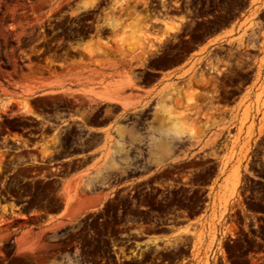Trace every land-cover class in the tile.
I'll use <instances>...</instances> for the list:
<instances>
[{"label":"rangeland","instance_id":"1","mask_svg":"<svg viewBox=\"0 0 264 264\" xmlns=\"http://www.w3.org/2000/svg\"><path fill=\"white\" fill-rule=\"evenodd\" d=\"M97 1L0 0V264H264L263 0H215L218 28L231 8V41L241 47L255 39L262 54L255 88L229 117L203 111L194 89L182 94L173 83L151 101L149 108L175 117L164 133L170 145L193 151L166 166L131 164L136 150L122 131L118 139L107 134L91 165L63 160L78 144L100 139L70 125L66 113L79 106L93 117L107 106L68 87L59 91L57 78L64 85L97 76L87 67L94 63L145 65L181 30L179 19L164 21L174 30L145 26L132 2L150 0H113L98 20L109 28L94 30L85 20ZM146 172V180L131 183ZM108 190L115 191L110 198Z\"/></svg>","mask_w":264,"mask_h":264},{"label":"flooded vegetation","instance_id":"2","mask_svg":"<svg viewBox=\"0 0 264 264\" xmlns=\"http://www.w3.org/2000/svg\"><path fill=\"white\" fill-rule=\"evenodd\" d=\"M112 2L99 0L88 8L87 26L94 30L105 26L98 20L109 11ZM132 6V10L142 11L145 26L148 25L152 31L163 30L164 21L182 20L177 37L169 35L165 45H157L145 65H133L143 69L137 73L145 74L144 80L157 79L162 72L160 67H180L171 82L175 92L184 94L187 89H194L202 110L219 117H229L231 109L251 87L255 88L259 69L255 59L261 58L262 54L259 47L252 45L255 39L248 37L247 44L241 47L231 41L235 35L234 32L229 33L234 21L231 8L225 16H220L226 23L218 28V14L222 11H218L215 0H150L147 4L132 2ZM219 34H222L219 40L211 42ZM153 109L150 108L149 114Z\"/></svg>","mask_w":264,"mask_h":264},{"label":"crops","instance_id":"3","mask_svg":"<svg viewBox=\"0 0 264 264\" xmlns=\"http://www.w3.org/2000/svg\"><path fill=\"white\" fill-rule=\"evenodd\" d=\"M231 29L234 31V21ZM221 35L216 36L211 42L218 41ZM87 67L98 70L99 74L83 81L66 82L64 85H60L59 82L62 77H59L57 78L56 86L59 91L68 87L74 90L75 94L89 95V98L95 101L97 106H107L102 113L93 117L90 116L86 109L79 106H75L65 116L66 121L70 125H77L79 128L84 129L86 134L97 135L100 139L95 141L92 139L78 144V149L66 154L63 160L82 163L89 159L90 162L86 165H91L96 159L101 157L102 146L106 141L107 134L118 139L119 131L127 134L126 140L130 143L131 149L136 150V154L130 156L131 164L166 166L192 158L193 151L187 156L185 147L175 149V145L171 146L169 138L164 136L166 127L175 123V117L170 119V115L165 110L155 108L152 114H149L151 101L154 100V104H156L166 85L173 82L175 76L178 75L181 70L180 67H160L162 72L157 79L151 78L143 81L137 75L135 79L134 77L130 79L124 74L126 69L131 72L135 70L137 74L140 69L133 66L131 68L122 66L107 68L94 63ZM111 73L115 74L111 75ZM140 148L144 150L142 158L138 154ZM170 148L173 149L171 153H169ZM194 151L196 152L197 150ZM85 169L86 167H82L72 171L71 174L66 176V180L75 179ZM148 175L149 172L137 174L132 178L131 183L138 185L141 181L146 180ZM121 185H115V188ZM114 192L108 190V194H105V196L110 198L114 195ZM101 205L102 203L98 207H101ZM93 209L95 208L87 210ZM62 213L63 211H60L49 215L47 220L59 219L62 217ZM186 225L184 223L178 226L177 230L182 231ZM180 234L183 235L182 232Z\"/></svg>","mask_w":264,"mask_h":264},{"label":"bare ground","instance_id":"4","mask_svg":"<svg viewBox=\"0 0 264 264\" xmlns=\"http://www.w3.org/2000/svg\"><path fill=\"white\" fill-rule=\"evenodd\" d=\"M164 24L166 25L165 27L169 28L170 30H174V28L171 26V25H168L167 22H164ZM145 54V53H144ZM145 56V55H144ZM191 101V100H190ZM27 102H25V104L23 106H25V110L24 111H27V113H29L31 110L30 108H27ZM29 107V106H28ZM30 110V111H29Z\"/></svg>","mask_w":264,"mask_h":264},{"label":"built area","instance_id":"5","mask_svg":"<svg viewBox=\"0 0 264 264\" xmlns=\"http://www.w3.org/2000/svg\"><path fill=\"white\" fill-rule=\"evenodd\" d=\"M263 2H264V0H263ZM262 9L264 10V5L262 6Z\"/></svg>","mask_w":264,"mask_h":264}]
</instances>
